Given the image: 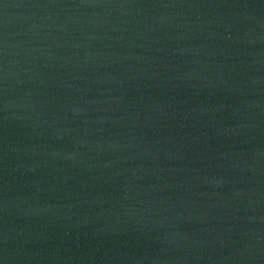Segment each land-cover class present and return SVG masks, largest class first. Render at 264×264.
Masks as SVG:
<instances>
[{
  "label": "water",
  "instance_id": "obj_1",
  "mask_svg": "<svg viewBox=\"0 0 264 264\" xmlns=\"http://www.w3.org/2000/svg\"><path fill=\"white\" fill-rule=\"evenodd\" d=\"M0 264H264V0H0Z\"/></svg>",
  "mask_w": 264,
  "mask_h": 264
}]
</instances>
